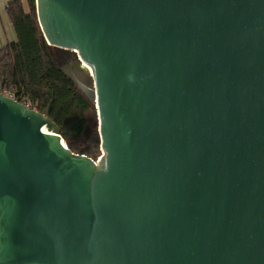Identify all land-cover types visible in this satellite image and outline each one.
<instances>
[{"label": "water", "instance_id": "95a60500", "mask_svg": "<svg viewBox=\"0 0 264 264\" xmlns=\"http://www.w3.org/2000/svg\"><path fill=\"white\" fill-rule=\"evenodd\" d=\"M35 7L102 153L0 83V264H264V0Z\"/></svg>", "mask_w": 264, "mask_h": 264}, {"label": "trees", "instance_id": "16d2710c", "mask_svg": "<svg viewBox=\"0 0 264 264\" xmlns=\"http://www.w3.org/2000/svg\"><path fill=\"white\" fill-rule=\"evenodd\" d=\"M25 1V2H24ZM5 12L15 40L0 47V83L15 97L49 116L68 144L82 137L93 104L58 68L56 48L40 29L35 0H10Z\"/></svg>", "mask_w": 264, "mask_h": 264}, {"label": "rangeland", "instance_id": "374dc122", "mask_svg": "<svg viewBox=\"0 0 264 264\" xmlns=\"http://www.w3.org/2000/svg\"><path fill=\"white\" fill-rule=\"evenodd\" d=\"M57 50H56L57 53H62L60 51H64V52L70 53L67 50H61V49H57ZM56 60H57V58H56ZM87 119H88L87 120V126L85 128L84 134L82 135V137L80 139H78L76 141H73L71 145L76 150L82 148V149H84V151H89V153H90V155L92 157H97V156H100L101 155L102 150H101V147H100V140H99V135H98V129L96 127L94 128L92 126V123L96 119V111H95V107L94 106L88 112Z\"/></svg>", "mask_w": 264, "mask_h": 264}, {"label": "crops", "instance_id": "0c3cea01", "mask_svg": "<svg viewBox=\"0 0 264 264\" xmlns=\"http://www.w3.org/2000/svg\"><path fill=\"white\" fill-rule=\"evenodd\" d=\"M10 0H0V47L7 41L15 40V34L11 24L9 23L5 6Z\"/></svg>", "mask_w": 264, "mask_h": 264}, {"label": "built area", "instance_id": "2783aa9c", "mask_svg": "<svg viewBox=\"0 0 264 264\" xmlns=\"http://www.w3.org/2000/svg\"><path fill=\"white\" fill-rule=\"evenodd\" d=\"M2 93H3L5 96L11 97V98H13V99H18L20 102L23 103V105H24L26 108L34 109V108L32 107V104H31L29 101H25V100H23L22 98H17V97H15V95H14L12 92L3 89V90H2ZM35 110H36V109H35ZM100 156H101V155H100ZM100 156L95 157L96 160H98V158H100Z\"/></svg>", "mask_w": 264, "mask_h": 264}, {"label": "flooded vegetation", "instance_id": "af4514ba", "mask_svg": "<svg viewBox=\"0 0 264 264\" xmlns=\"http://www.w3.org/2000/svg\"><path fill=\"white\" fill-rule=\"evenodd\" d=\"M57 51H56V53H57ZM60 52H62V53H57L56 54L57 60H58L57 61L58 65H62L64 63H67L68 61H70V59H71V54L70 53H67V52H64V51H60Z\"/></svg>", "mask_w": 264, "mask_h": 264}, {"label": "bare ground", "instance_id": "6f19581e", "mask_svg": "<svg viewBox=\"0 0 264 264\" xmlns=\"http://www.w3.org/2000/svg\"><path fill=\"white\" fill-rule=\"evenodd\" d=\"M84 68H87V69H89L90 70V67L88 66V65H86L85 63H83V65H82Z\"/></svg>", "mask_w": 264, "mask_h": 264}]
</instances>
